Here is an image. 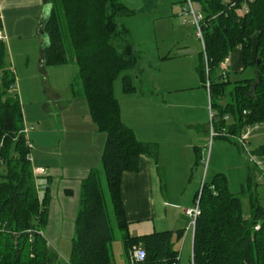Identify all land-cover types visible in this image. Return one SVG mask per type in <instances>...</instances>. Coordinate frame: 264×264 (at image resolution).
Instances as JSON below:
<instances>
[{
  "label": "trees",
  "instance_id": "obj_1",
  "mask_svg": "<svg viewBox=\"0 0 264 264\" xmlns=\"http://www.w3.org/2000/svg\"><path fill=\"white\" fill-rule=\"evenodd\" d=\"M47 2L51 11L43 29L49 43L43 48V64L68 63L64 44L67 31L90 115L107 135L101 171L93 170L82 182L69 264H113L114 224L125 231L122 238L127 254L134 245L146 250L142 264L179 262L176 244L182 240L183 230L139 236H130L126 231L122 174L138 171L142 155H149L158 163L159 152L157 144L138 140L134 130L123 121L114 90L119 75L135 69L139 61L129 29L117 21L119 15L132 14V10L121 0ZM191 2L202 16L199 26L203 49L198 71L209 90L214 112L211 124L214 131L224 133L228 140L235 139L244 149L237 140L242 130L264 123V0ZM244 4L247 11L241 13ZM237 46L242 49L244 69L252 67L255 76L231 82L230 73L222 69V64ZM5 58V43L0 41V264L60 263L59 255L50 249L41 233L46 223L48 195L46 192L40 198L37 190L17 78L7 68ZM135 90L130 75H125L123 91ZM254 152L263 155L264 145ZM245 154L256 180V165L250 160L251 155L246 151ZM249 184L243 186V194L247 187L252 190ZM200 191L202 213L196 222L192 264H264V207L258 197L249 192L250 216L246 217L241 196L231 193L223 173L214 175L210 183L205 181L196 198Z\"/></svg>",
  "mask_w": 264,
  "mask_h": 264
},
{
  "label": "crops",
  "instance_id": "obj_2",
  "mask_svg": "<svg viewBox=\"0 0 264 264\" xmlns=\"http://www.w3.org/2000/svg\"><path fill=\"white\" fill-rule=\"evenodd\" d=\"M175 1L176 0H171L168 4H165L166 1L164 2V0H139V10L141 11L142 17H144V25L149 23L147 22V19L150 18L149 15L156 14L154 18L150 19L157 20L159 17L163 16L167 7H171V12L175 10L174 7L176 6L172 7V3ZM184 8L185 7H183V9ZM50 11L51 5L47 0H0V18L3 24V27L0 29V34L5 36V39L0 41L4 43L7 41V43L12 46V44H16V42L19 43L22 40L34 38L38 39L39 46H42V71L45 75L48 74V82L45 80V86L42 87H44L45 92L48 90L51 91V96L49 97L50 100H52L46 102V106L49 104L51 106L54 102L56 103V100L60 97L59 89L56 86L53 89V84L50 81V74L43 64V48L46 46L47 41L45 38L40 40L42 35L40 33V28L48 18ZM135 12L136 11L132 10V14ZM132 14L128 15L130 16ZM181 14L185 16L184 10ZM184 20L186 22L188 19L184 18ZM237 48L241 49L240 46H237L235 49ZM167 61L170 62L173 61V59ZM231 63H233L231 58L226 59L222 64V69H227L226 67ZM68 65H72V67H75V65L77 66L74 58L72 60L69 59L67 64L52 65L51 67L58 68L59 71L65 72L68 76L64 74V76H66L64 81L66 82L67 88L70 89L68 91V93H71L69 96L70 98L67 99L65 105H58L60 111L57 116H59L60 119L58 123H52V126L55 132L57 130L56 125L59 124L61 134L58 135L60 136L58 141L61 142V146L63 143L67 145L68 151L65 153V158L69 163L65 162L61 154L57 155L56 152L51 150V147L47 146L46 152L51 154L50 161H52H49V164L40 165L47 168L48 174L38 178V180L43 179L44 183L47 185L42 194H40V198L43 197L46 192L48 195L45 218L46 223L43 225L42 232L48 240V245L52 251H54L52 249L54 245L58 248V243L63 237L70 238L72 245V239L75 235V221L79 212L82 182L88 178L93 170L101 171L102 154L107 141V135L103 136L104 132L99 130L97 124L90 115L88 102L83 94V86L81 91H76L75 83L73 82V78H76L75 68H72L71 77V75L69 76L71 70L65 68ZM166 66L170 68L164 75H162L161 71L159 73L157 72L158 74L154 75L153 78L150 77V74H146V76L142 74L144 83L141 93L138 94L137 90L132 93L124 92L129 96L141 95V99H147L146 101L149 102V106H151L153 110L150 112L151 116H149L143 109L141 122L139 123V126H141L140 131L137 129L138 125L127 122L123 107L120 104L121 115L123 121L134 130L138 140L160 144L161 153L159 149L158 163L149 155H142L140 157V169L138 171L123 172L121 189L126 219L128 221V228L126 231L130 236H134L130 233V228L139 226L143 223H152L154 228L153 232L158 231L155 229L158 219L159 222L163 224H168L169 222V227L167 229H161V231L183 230L185 239L191 232V230H187V227L184 229L185 224H183L184 221L182 220L184 217L188 219L185 215L186 207L179 212V205L181 204L183 206V201L181 200L180 204L178 203L179 201L172 202L166 199L163 194V180L160 177L158 168L161 163L162 165H166L167 161H171L172 157L167 154L166 150H163V147L166 148L163 142L168 143L169 148L175 152L173 153V161L176 160V162H180V158H185L187 168L189 162L191 164L190 166H193L198 164L199 157L202 159V144H207L209 142L208 139L210 142L212 139H214V141L216 139L223 141L221 139H224V137H210L211 123L210 125L208 124V106L205 100V98H208L209 90L207 94L205 89L208 88L204 86L200 75V83L195 88L197 91H202L197 95H202L203 99L201 98V101L195 104L194 100H191L193 97L190 95L189 99L185 98V101H179L181 98L177 95H179L178 93L184 90V88L179 85L178 76L176 72L173 71V65L166 64ZM198 67L199 64L197 70ZM78 71L79 70H77V72ZM32 77H35V75H32ZM79 82L81 83L80 79ZM36 91H38V88H36ZM159 94H163V97L160 98L158 96ZM166 94L167 98L165 97ZM141 99L140 102L142 103L143 101ZM27 100L29 105L26 106V110L23 112V118L24 125L27 124L28 126H25V132L31 141L32 134L30 133L29 125L36 122H39V125L41 124V119L38 114L42 113L44 103L37 99ZM48 111V116H53V111L50 109H48ZM163 114H165V117H162ZM32 128L33 131L36 130L34 126H32ZM261 135H264V125L255 124L245 127L242 130L241 137L246 136L248 145V141L250 142L251 138H256ZM58 136L55 135L52 137L53 142L56 141ZM39 138L40 136H35L38 149L43 143ZM214 141V144H212L215 148L216 143ZM183 155L184 157H182ZM57 157L60 159L59 162ZM30 158L31 162H33L34 158L35 163L42 160L40 154L35 152L34 157H31L30 152ZM254 158L256 159L255 156ZM252 160L254 162L253 158ZM259 160L264 164V160ZM196 194L197 192L193 196V203L195 202ZM171 202L175 205L173 207L174 209L169 205ZM168 207H170L171 210ZM155 219L156 221H154ZM159 225L162 226L161 224ZM191 239L193 245L194 233L191 234ZM125 255L121 264H126L128 262V254L126 252ZM61 263L62 262H57L54 264ZM113 264L116 263L113 262Z\"/></svg>",
  "mask_w": 264,
  "mask_h": 264
},
{
  "label": "rangeland",
  "instance_id": "obj_3",
  "mask_svg": "<svg viewBox=\"0 0 264 264\" xmlns=\"http://www.w3.org/2000/svg\"><path fill=\"white\" fill-rule=\"evenodd\" d=\"M121 1L125 3L130 9L136 11L130 16L128 14L119 15L117 21L120 23V25L126 26L130 30V40L134 44L139 61L135 69L123 71L119 75L115 82V95L123 107L127 122L132 123L133 125H138L137 129L140 131L141 126H139V123L141 122L143 109L144 112H146L149 116H151L150 112L153 109L151 106H149V102L146 101L147 99H141V95L129 96L128 94L124 93L123 77L125 75H130L132 84L136 87V90L138 91L137 93L139 94L143 89L144 83L142 74L144 76H146V74H150V77L153 78L154 75L161 71L162 75H164V73L170 68L167 67L166 64H171V66L173 65V71L176 72L178 76L179 85L184 88V90H181L180 93H178L179 95H177L181 98L179 101H185L186 99H189L191 95L193 97L191 100H194L195 104H197L198 101H201V98L203 99L202 95H197L202 91H197L195 88L200 83L197 66L199 64L198 56L202 51L203 46L200 38L197 36V30L195 29V25L193 23V16H183L181 14L183 7L188 8L189 6L186 0H176L174 3H172V7L176 6L174 7V12H171V7H167L163 16L159 17L157 20L150 19L154 18L156 14L149 15L150 18L147 19V22H149L147 25H144V17H142L141 11L139 10V0ZM170 1L171 0H164L165 4H168ZM184 18L188 20L185 22ZM43 38L46 39L47 45L49 43V37L46 32L41 35L40 40ZM37 40L38 39L30 38L27 40H22L19 43L16 42V44H12V46L8 44L7 41H5V63L7 68L14 71L17 78V91L21 99L23 112L26 110V106L29 105L27 99H37L38 101L44 103L42 113L38 114L41 119V124L39 125V122H36L28 125L30 133L32 134L31 141L33 144L31 148V157H34L35 152L37 154L39 153L40 157L42 158V160L36 163L34 162L33 158L32 163L34 167H45L40 165L49 164L51 159V154L46 152L47 146L51 147V150L56 152L57 155L61 154L64 157L65 162L69 163L65 158V153L68 151L67 145L63 143L61 146V142L58 141L60 137L58 135L61 134L59 124L56 125L57 130L54 132L52 123L59 122L60 118L57 116V114L60 111V108L58 105H65L67 103V99L70 98L69 96L71 93H68L70 89L67 88L66 82L64 81V78L67 76V74H65V72L59 71L58 68L45 65V69H47V72L50 74V81L53 84V89L56 86L60 92V97L56 100L57 102L52 103L51 106L50 104L46 106V102L52 101L49 97L51 96V91L46 89L48 91L45 92L44 87H42L45 86V80L48 82V74L45 75L42 71V46H39ZM64 44L67 49V56L70 60H72L74 57V52L67 31H65ZM230 58L233 63L228 65L226 68L230 73L229 79L231 82L244 80L246 78H252L255 76V70L252 67L244 69L241 49H234L229 56V59ZM169 59H173V61L168 62L167 60ZM65 68H69L71 70L69 74L71 77L72 68H75L76 78H73V82L75 83L76 91H81L82 85L79 82L77 66L75 65V67H72V65H68ZM220 73H223L222 69L220 70ZM64 74L66 76H64ZM32 75H35V77H32ZM36 88H38V91H36ZM205 90L208 94V89ZM158 96L162 98L163 94H159ZM165 97L167 98V94ZM140 99L143 101L142 103L140 102ZM205 100L208 106V124L210 125L211 114L209 94L208 98H205ZM48 109L53 111V116H48ZM162 117H165V114H163ZM228 122L231 121L229 120ZM261 125H264V123ZM25 126L28 127L27 124H25ZM32 126L36 128V130H34L35 132L33 131ZM36 135L40 136L39 139L41 142H43L39 149L35 142ZM55 135L58 137L56 141L53 142L52 137ZM103 136H106V134L103 133ZM221 140L223 141L217 139L214 141V139H212L210 142L208 139L209 142L207 144L201 145L202 159H200V163L190 166L191 164L189 162V166L187 168L185 158H180V162H176V160L173 161V153L175 152L169 148L168 143L163 142V145L166 146V148L163 147V150H166L167 154L172 156L171 161H167L166 165H162L161 163L159 167L160 177L163 180V194L166 199L172 202L179 201L178 203L180 204L181 200L183 201V206L181 204L179 205V212H181L182 209L184 210L185 207H193L194 194L201 190L203 182L206 181L207 183H210L213 176L217 173H223L227 177L231 193L241 196L243 201L244 215L246 217L250 216L249 196L251 193L249 192H253L255 196L258 197L260 205L264 207V164H262L259 160H264V154L255 155L254 152L259 147L264 145V135L251 138V141H248L246 148L247 153H249L251 158L254 159V163L257 168L254 170L256 180L253 178L254 176L252 173V168L250 167L251 164L246 158L245 150L236 144V140L233 138H231V140L226 138ZM213 141L216 143L215 148L213 147ZM157 145L159 146L158 148L160 149L161 153L160 144ZM253 155L256 157V159ZM182 157H184V155ZM57 159L59 162L60 159L58 157ZM250 177L252 178L251 180ZM259 177H261L262 180H258ZM102 181L106 195L108 196L106 180L104 176H102ZM249 183L251 184L252 190H249L247 187V192L243 194V186H248ZM38 186L39 194H42L47 185L44 183L43 179H39ZM172 202L169 204L171 208L175 206ZM108 203L110 213L113 215L109 198ZM182 220L184 221L183 224H185L184 229H186L189 224V219L184 217ZM154 221H156V219ZM168 224H163L157 219V225L155 229L158 231H161V229H167L169 227ZM114 226L115 238L112 243L113 262L116 264H121L126 256L122 238V235L125 233V231L119 230L115 224ZM153 231L154 228L152 223H143L139 226L130 228V233L134 236L149 234ZM41 233L44 235L42 231ZM192 233L193 231H191L187 237L185 236V239L183 236L182 240L176 244L177 250L180 252L181 256L178 264H192ZM53 247L54 248L52 249L60 257L62 262L61 264H69L68 260L72 248L71 239L63 237L58 243V248H56L55 245Z\"/></svg>",
  "mask_w": 264,
  "mask_h": 264
},
{
  "label": "built area",
  "instance_id": "obj_4",
  "mask_svg": "<svg viewBox=\"0 0 264 264\" xmlns=\"http://www.w3.org/2000/svg\"><path fill=\"white\" fill-rule=\"evenodd\" d=\"M187 3H188L189 6H188V8L185 7L183 9L184 10V15L185 16H187V15H192L193 16V23H194L195 26H197V36L203 42L201 28L199 26V20L202 18V16L200 14L196 13L191 0H188ZM245 11H247L246 4H244V7H243L242 10H240V12L243 13ZM4 39H5V36L0 34V40H4ZM223 69H225V68H223ZM210 114H211V120H212V118L214 116V112L212 111L211 107H210ZM220 134H222V136L225 135L224 133H220ZM220 134L218 132L214 131L213 125L211 124L210 137L214 138L215 136H218ZM237 140L239 141V143L244 147L245 151L247 152V150H246V148H247L246 147L247 146L246 136L239 137V138H237ZM27 145H28V147L30 149L33 146L32 142L30 141V139L28 137H27ZM29 159L31 160L30 156H29ZM250 160L253 161L251 156H250ZM0 161H1V157H0ZM33 172H34V176H35V178L37 180H38L39 177L45 176V175L48 174V170L45 167H34L33 168ZM259 180H262V178L259 177ZM203 184H204V182H203ZM203 184H202V187H203ZM37 190L39 191L38 182H37ZM200 198H201V191H200L198 197L196 198L193 207L185 209V215L189 219V224L187 226V230L188 231L191 230V231H193V233H195L197 219L202 213V207H201V204H200ZM256 229H259V225L256 226ZM146 257H147L146 250L140 245H134L129 250L128 262L126 264H142L146 260ZM174 264H178V262H175Z\"/></svg>",
  "mask_w": 264,
  "mask_h": 264
},
{
  "label": "water",
  "instance_id": "obj_5",
  "mask_svg": "<svg viewBox=\"0 0 264 264\" xmlns=\"http://www.w3.org/2000/svg\"><path fill=\"white\" fill-rule=\"evenodd\" d=\"M40 33H41V34H43V33H44L43 26L40 28Z\"/></svg>",
  "mask_w": 264,
  "mask_h": 264
}]
</instances>
